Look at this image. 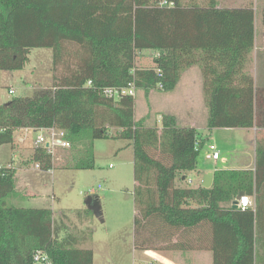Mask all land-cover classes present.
Segmentation results:
<instances>
[{
    "label": "trees",
    "instance_id": "trees-1",
    "mask_svg": "<svg viewBox=\"0 0 264 264\" xmlns=\"http://www.w3.org/2000/svg\"><path fill=\"white\" fill-rule=\"evenodd\" d=\"M255 36L252 4L0 0V70L22 69L35 48L54 53L51 88L0 106V147L14 148V134L25 128L57 127L71 143L67 169L93 170L96 140H127L134 154L138 250L152 251L148 240L165 233L175 250L211 251L213 264H264V138L256 143L254 170L217 169L211 188H180L178 175L198 166V131L178 127L172 117H164L161 129L147 127L135 120V96L103 94L106 87L131 82L147 93L160 84L172 92L186 69L199 66L209 131L264 128V90L248 71ZM146 50L159 57L151 67L138 68V55ZM31 161L43 171L54 168L53 155L43 147H35ZM14 177L11 167L0 169V264H37L40 251L51 264H94V252L79 248L92 239L91 227L72 232L51 209L8 205ZM241 194L255 198L254 209L233 207ZM87 204L76 213L91 224L98 198L89 197Z\"/></svg>",
    "mask_w": 264,
    "mask_h": 264
},
{
    "label": "rangeland",
    "instance_id": "rangeland-1",
    "mask_svg": "<svg viewBox=\"0 0 264 264\" xmlns=\"http://www.w3.org/2000/svg\"><path fill=\"white\" fill-rule=\"evenodd\" d=\"M188 1V0H185ZM251 0H218L222 7H244ZM263 11L264 0H255ZM258 14L260 18V14ZM264 55V53L262 54ZM154 53L146 50L138 55L137 67H151ZM54 53L49 48H35L30 51L29 61L20 70H0V106L7 104L14 97H29L43 89H49L54 81ZM256 74L260 76L264 61L258 57L255 64ZM59 73V72H58ZM60 74V73H59ZM183 84L187 79L192 83L200 80L202 97L194 101L186 98L185 92H165L152 90L147 93L143 89L135 92V120L144 121L145 126L161 129L164 117H172L178 127H188L190 120L198 125V138L204 135L203 126L208 122L209 107L206 103L203 87V74L199 66L186 69L183 73ZM190 87V86H189ZM184 88V87H182ZM185 89V88H184ZM188 89V88H187ZM190 89V88H189ZM10 90L14 93L11 94ZM259 90V89H258ZM183 94V95H182ZM257 127V126H256ZM213 142L219 145L222 157L229 161L225 166L238 158L249 163L254 160L257 140L262 139L250 129L235 131L212 130ZM115 134V131L113 132ZM21 135V134H20ZM37 133L22 134L12 145L0 147V167H10L15 171V191L8 200V205L18 208L51 209L54 216L71 219L64 223L68 230H86L91 227L92 239L81 243L79 248L91 249L94 252V264H167L165 261H154L144 255L143 250L136 248L137 232L134 225V154L130 142L121 138L96 140L94 143L95 169H67L71 161V149L56 150L53 154L54 168L43 171L31 161L36 145ZM213 163L205 158L203 149L198 158V167L211 166ZM21 165V168H17ZM187 176L182 181L181 176ZM176 178V186L180 188H199L194 172H185ZM192 183H189V180ZM100 198L103 218L94 216L90 224L77 217L78 209L87 208L89 197ZM91 217V215H89ZM56 220V219H55ZM73 230V231H74ZM80 230V231H81ZM200 234L206 235L207 230L200 228ZM147 238L148 234L145 235ZM170 236V235H169ZM169 238L162 233L158 238H150L146 243L152 252L167 258L178 259L186 264H209L207 249L178 251ZM171 240L175 241L176 237ZM204 247L206 246L203 244ZM206 253V255H205Z\"/></svg>",
    "mask_w": 264,
    "mask_h": 264
},
{
    "label": "crops",
    "instance_id": "crops-1",
    "mask_svg": "<svg viewBox=\"0 0 264 264\" xmlns=\"http://www.w3.org/2000/svg\"><path fill=\"white\" fill-rule=\"evenodd\" d=\"M251 4L253 5L254 10H255L256 36H255V47H254V50H253V52L251 54L250 62L248 64V71L251 73V75L254 78L256 88L259 89V91H261V90H264V68L262 70V73L259 76V74L258 75L256 74L254 64H255L256 60L258 59V57H261V59L264 61V55H262L264 53V19H263V16H262V12H263L262 10L263 9L261 10L260 7L257 6L255 0H251V1L246 3V5H251ZM220 7H222V6L220 5ZM260 12H261V14H260V18H259L258 14ZM183 80L184 79H183V75H182L181 79H180V82H179L178 86L176 87L175 91H177V93H183L182 89H183V91L184 90L187 91V92H185L186 98L190 99L191 101H194L197 98L201 99L203 94H202V86H201L200 80L197 78L198 82L194 81L192 83L190 80L187 79V82L185 84H183ZM182 87H184L185 89L182 88ZM263 97H264L263 95H260L259 99L262 100V99H264ZM209 115H210V109H209ZM207 124H208V122L202 127L203 130H204V135H207V137L206 138L205 137H200L198 139V140H200L202 142V144L200 145L201 146L200 148H201V150L203 149L204 154L206 152L207 144L209 142H213V140H214L213 137L211 136V133L213 131H209L208 130ZM188 127H192V128H195L197 130L198 129L197 122L195 120H190ZM216 130H218V129H216ZM221 130H224V131H235L236 129L223 128ZM250 130L255 132L256 138L258 137V134L261 135L262 138H264V128L254 127V128H251ZM217 146H218V148H220L218 144H217ZM32 155H33V153H32ZM221 156H222V154H221ZM222 159L223 160L218 162V163L211 162V163H213L211 166H203L201 168H199L197 166V169L195 171H193V172H194V175L196 176V180L199 181L200 186L203 185L204 177L208 173H213L217 169H224V170H254L255 166H256V149H255L254 160L249 162V163H245V162H243L242 158H238V159H235L231 163V166L227 167L224 164L225 163L229 164V161L226 160V158H224V157H222ZM8 166H10V164H8ZM17 168L18 169L21 168V165H18ZM181 178H182V181H184L185 179H187V176L182 175ZM250 197H252V196H250ZM252 199H253V202H254V206H253V209H254L255 208V198L252 197ZM98 201H99V205L98 206L100 208V216H99V218H103V212H102V208H101V205H100L101 199L98 198ZM94 216H96L95 212H94ZM55 219H56V221L58 223H61V222L68 223L70 221L69 219H71V218L69 216H68V218H63L62 216H60V218L57 219L55 217ZM93 220H94V218L91 220V222H93ZM73 230L70 229V231L76 232V230H74V231ZM79 230H81V228H79ZM206 252L208 253L207 256H206V258H208V263L209 264H213V254H212V252L211 251H206ZM143 253H144V255L146 257L151 258L154 261H157V260H159V262L160 261H162V262L165 261L167 264H186L185 262H182V261H180L178 259L167 258L166 256L160 255V254H158L156 252L146 251V252H143ZM205 255H206V253H205Z\"/></svg>",
    "mask_w": 264,
    "mask_h": 264
},
{
    "label": "built area",
    "instance_id": "built-area-1",
    "mask_svg": "<svg viewBox=\"0 0 264 264\" xmlns=\"http://www.w3.org/2000/svg\"><path fill=\"white\" fill-rule=\"evenodd\" d=\"M154 57H159V54L154 53ZM89 84H91V81L89 82ZM159 89L160 90L163 89L162 84L159 85ZM135 92H136V86L134 82L129 83L128 86L126 87H121V88L106 87L103 89V94L110 98H119L121 96H135ZM10 93L13 94L14 91L10 90ZM34 133L38 134L35 141L36 145L45 148L48 151V153L52 155L56 150L71 148L70 141L66 139L65 131L58 129L57 127L25 128L19 131V135L16 138L20 139L21 142L23 141V139L21 138L22 134H34ZM201 144L202 142L200 140H197L196 147L199 148ZM205 158L213 163H218L223 160L221 156V152L216 143L209 142L207 144ZM36 167L40 168V164H36ZM1 168L3 167L1 166L0 169ZM189 183H192V181L189 180ZM253 206H254V202L252 197L247 195L242 196L240 200L237 202V208L241 210L250 209L253 208ZM35 262L37 264H51L47 253L41 251L35 255Z\"/></svg>",
    "mask_w": 264,
    "mask_h": 264
},
{
    "label": "water",
    "instance_id": "water-1",
    "mask_svg": "<svg viewBox=\"0 0 264 264\" xmlns=\"http://www.w3.org/2000/svg\"><path fill=\"white\" fill-rule=\"evenodd\" d=\"M19 135V132H16L14 134V137L16 138L17 136ZM212 184H213V173H208L205 177H204V180H203V187L204 188H211L212 187ZM244 196V194H241L237 197V199L234 201V204H233V207L234 208H237V202L240 200V198ZM94 212H95V215L96 216H100V208L98 205H96L94 207Z\"/></svg>",
    "mask_w": 264,
    "mask_h": 264
}]
</instances>
